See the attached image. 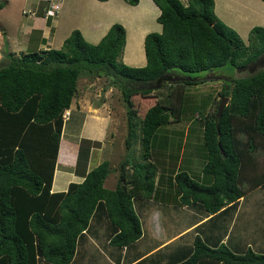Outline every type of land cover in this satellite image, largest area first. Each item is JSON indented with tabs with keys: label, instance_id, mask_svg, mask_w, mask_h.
Wrapping results in <instances>:
<instances>
[{
	"label": "trees",
	"instance_id": "1",
	"mask_svg": "<svg viewBox=\"0 0 264 264\" xmlns=\"http://www.w3.org/2000/svg\"><path fill=\"white\" fill-rule=\"evenodd\" d=\"M124 1L135 5L138 0ZM151 1L159 9L156 21L161 29L144 35L145 63L140 67L118 60L125 42L119 23L111 24L95 44L72 29L59 48L2 55L0 264H68L78 237L102 220L111 247L128 246L140 237L133 201L150 198L155 189L151 140L159 126L172 121L170 113L175 108L168 92L141 108L143 115L138 116L134 97L159 87L172 91L219 79L218 97L227 99L218 118L219 99L212 112L199 117L198 138L204 152L198 181L187 171H176L166 179L165 194L175 195L170 208L189 206L214 215L234 209L244 195L239 176L258 170L252 156L254 137L264 139V27L252 26L243 41L216 17L213 0ZM224 65L246 74L218 76L217 70ZM81 75L105 77L119 89L126 117V153L118 163L113 189L103 187L109 169L102 160L81 182H70L64 192L50 193L62 113ZM181 110L173 121H179ZM136 130L141 160L131 162L128 152ZM237 130L246 134L244 148ZM255 178L250 185L264 186V180ZM177 252L183 257L172 258L169 264H264V253H233L218 241L211 245L198 235Z\"/></svg>",
	"mask_w": 264,
	"mask_h": 264
},
{
	"label": "crops",
	"instance_id": "2",
	"mask_svg": "<svg viewBox=\"0 0 264 264\" xmlns=\"http://www.w3.org/2000/svg\"><path fill=\"white\" fill-rule=\"evenodd\" d=\"M81 1L84 0H73L69 7H65V1L61 0V6L57 15L53 18L52 24L46 20L44 23L42 22V26L38 33L41 41L36 45L35 51L60 47L64 38L67 37V33L63 32V30L67 28V21H64L65 16L70 21V25L68 26L69 30L77 29L82 37L92 44L97 43L106 33L108 27L117 21L125 30V42L120 55L122 60L120 59L121 57L118 60L128 66L140 67L144 65L143 38L144 35L149 32L150 27H153L148 19H155V22L158 23L156 21V17L159 13L157 6L151 0H138L135 5L127 4L124 0V5L121 4L122 0L112 5L110 2H115L114 0H87L85 5L88 11H85L86 13L84 14L80 5ZM22 3L23 5L21 8H28V6L32 7L35 5L34 0H23ZM89 6L93 8L92 13L90 12ZM213 12L218 19L227 24L228 27H231L235 32L237 29H240L244 30L246 34L252 26L264 27V3H262L261 0H213ZM99 13L101 14L99 15ZM36 21V18L34 19L33 17L24 15V21L19 22L17 29V33H20L24 38L19 35L16 41L13 38L9 39V41L15 42V46L17 44L28 46L30 40L29 32L33 30ZM156 30L160 31L157 24ZM0 31L2 30L0 29ZM244 33L239 34L243 37ZM17 36L16 34V37ZM25 37H28V39ZM11 47L13 49L12 44ZM12 49L9 50V53H12L14 56H19L16 55V52ZM1 57L0 55V59ZM84 100V98L82 99L80 97L75 101V110H77L78 114L83 113L80 111H84L82 115H78L80 118L76 127L71 128L69 126L64 131L63 120L49 188L50 193L64 192L70 182H81L85 173L99 163L102 144L94 145L92 143H102L103 139L107 140L105 139L107 134L106 130L107 127H109L111 118L105 113V108L103 106L105 104L104 100H102L101 103V110L104 112L100 109L97 111L99 108L98 105L92 108L85 107L88 105H85ZM72 106L70 102L69 107L65 109V111L68 112L65 121L68 120L71 114L70 108ZM79 106L80 108H78ZM83 108L85 109L83 110ZM83 139L89 141L90 145L87 147V154L84 162L80 165L78 158L80 143ZM109 139L108 143L110 144L112 143V134L109 136ZM94 148H97V152L95 154V159H92ZM93 160H95V163L91 165V161ZM108 163L107 161V168L109 167ZM175 167L179 168V165L176 163ZM174 172L176 171H171V174ZM160 177L158 170H156V175L154 177L155 189L150 198L133 201V209L139 220L141 230L140 237L136 241L123 247L109 246L107 243V235L105 234L106 221L102 220L94 224V226L90 225L89 229L78 237L74 255L68 264H92V262L95 261L93 260V255L101 252L99 249L102 248L104 253H106L104 260L108 264H134L142 258L139 264H169L170 259L177 256L178 258L183 257L181 253H175V251L179 250V247L182 248L183 246L191 244L195 235H198L205 242L208 241V244L211 245L218 241L219 244L225 245L233 253H244L246 250L255 253H264V227H260V246L258 245L256 248L253 247V243L250 241L251 238L241 244V239H243L242 234L251 224L250 221L261 216V214L259 216H254L251 213L250 208L254 207V203L252 202V198L249 199L247 196L259 191L264 187L263 185H249L247 188L242 189L240 183L239 185L244 191V195L235 202L236 205L234 209H228L224 211V213L207 215L202 211H196L193 207L176 206L175 209H179V211L177 210L176 214H174L175 216L172 217L175 220L171 224H177V226L169 227L170 223L168 224L167 222L164 227L159 225V219L163 213L160 214L154 206L158 205L155 193L159 191L160 197L165 194V186H162ZM251 178H253V176H251ZM259 180H264V178H260ZM115 183L110 188H106L104 185L103 187L106 189H113ZM228 205L221 208V210L224 208L227 209ZM185 208L193 209V212H196L195 215L190 212L192 221L187 223L180 221V218H178L180 216L179 213H183L185 216L189 214L186 212ZM182 217L184 218V215ZM209 218L211 219L208 220ZM163 219L165 221V217ZM149 224L153 225L155 234L150 230ZM159 227L163 229L162 236L159 234ZM146 236H148L150 240L152 238L153 243L148 242L149 245H147L144 242ZM97 240L99 243L96 242V244L95 241ZM139 242H142L144 246L138 244ZM252 247L253 249H251ZM86 248H88V251L85 253ZM153 255L156 256L152 258ZM96 262L97 261H95V264ZM38 264L40 263L38 262Z\"/></svg>",
	"mask_w": 264,
	"mask_h": 264
},
{
	"label": "rangeland",
	"instance_id": "3",
	"mask_svg": "<svg viewBox=\"0 0 264 264\" xmlns=\"http://www.w3.org/2000/svg\"><path fill=\"white\" fill-rule=\"evenodd\" d=\"M23 0H0L1 10H0V55L2 56L4 53L6 54L9 52L10 49H12L11 44L13 45V51L16 52V55H20L21 53H25L28 51H35L36 45L38 44L41 39L39 38V31L42 26V22H45V19L42 17V15H39V11H42V2L40 0H34L35 5L34 6H28L29 10L31 11L35 9V16L27 15L28 17L36 18V24L33 26V30L29 32V42L28 46H23L21 44L14 45L15 42L9 41V39H18L19 35L24 38L20 33H17L18 25L20 21H24V15L21 13V8L23 3ZM64 6L69 7L72 4L73 0H64ZM96 1V0H95ZM115 2H110L111 5L113 3H117V1L121 0H114ZM87 0L81 1V8L83 13L85 14V11H88L87 6L85 3ZM124 1H121V4L124 5ZM183 4H185V0H181ZM59 8L61 6V0H58ZM90 8V12H93V8ZM59 11V10H58ZM101 13H99L100 15ZM57 15V14H55ZM105 16V14H104ZM55 17V16H54ZM52 19V20H51ZM109 19V18H108ZM150 20V24L153 25V27L149 29V32H159L156 30V24L159 27L160 25L155 22V19H148ZM64 21H67V28L63 30L64 33L68 34L70 33V30L68 26L70 25V21L67 19V17H64ZM115 21V20H114ZM50 24L53 22V18L51 17L49 20ZM118 23L117 21H115ZM223 22V21H222ZM224 23V22H223ZM225 24V23H224ZM64 25V24H63ZM227 25V24H226ZM228 26V25H227ZM231 28V27H230ZM18 35L16 37V34ZM236 33L239 35V37L246 41L247 38V32L244 33V30L237 29ZM244 33V36L241 37L240 34ZM28 39V37H25ZM121 57V56H120ZM126 58V57H125ZM122 60V57L120 58ZM127 62V60L125 59ZM246 74L245 71H239L238 69H233L232 67L228 65H224L223 67L219 68L217 70L218 76H228V77H238L243 76ZM219 78V77H218ZM221 80L215 79L212 81H206L203 83H199L196 85H184L182 88L177 87L173 88L172 91H168L164 87H159L155 90H152L151 92L145 94L144 96H138L134 97L136 104L138 106V116H142L143 113L141 108L145 107L150 101H153L155 98H164L165 95L169 94V101L171 104V108L174 107V111L170 113L172 117V121L168 124H163L159 126L155 132L154 136H152L151 145H150V158L149 161L155 165L156 170H158V174L160 177V182H162V186H165L166 179L171 175V171H187L191 177L194 178L196 176V179L200 178V171H199V165L202 159V153L204 152L203 147L201 145V138H198V135L201 131V123L202 120L199 118L201 115H205L207 113H210L214 110L216 101L219 99L218 92L221 87ZM75 95L71 99V105H73L70 108L71 114L68 118V120H64L63 128L64 131L70 126L71 128L76 127V124L79 121L80 116L84 113V111H80L83 113L78 114L77 110H75V101L77 98H84L85 107H95L99 106L97 111L99 109L101 110L102 106V100L105 101V104L103 105L105 108V113L109 115V118H111L109 122V127H107V134L105 139L102 141V143H92L94 145L102 144V147L100 148V159L99 162L102 160L108 161V168H109V174L107 175L103 185L106 188H110L114 185L116 174H117V167L118 163L123 157V155L126 153L123 147V138L126 134V117H125V108L122 102L120 91L117 87L111 86L108 83V79L105 77H96V76H85L81 75L77 81H76V87H75ZM227 101V99H226ZM101 104V105H100ZM135 105V104H134ZM80 108V106L78 107ZM140 108V109H139ZM179 108H182L181 114L179 117V121L175 122L174 117L175 113L179 110ZM85 108H83L84 110ZM104 112L103 110H101ZM112 134V143L109 142V136ZM237 139L240 140V145H242L245 140L247 139L246 134L240 130H237L235 132ZM254 140L256 141L255 146L256 150L252 154L253 160L257 165L258 170L255 172H246L242 173L240 178V183L242 189L247 188L251 184V176H255L256 178H264V139H260V137H254ZM90 143L89 141H86V139H83L80 143V151H79V164L82 165L84 162V159L87 154V147H89ZM97 147V146H95ZM104 147V148H103ZM244 148V144L242 146ZM97 148H94V153L92 154V159H95V154ZM200 152V153H199ZM131 162L132 161H140V154H141V147L139 143V130H136V138L133 140L132 145L130 146V150L128 152ZM104 158V159H101ZM189 158V159H185ZM187 163H186V162ZM190 161V163H189ZM95 163V160L91 161V165ZM179 165L178 167H175V164ZM192 164V165H191ZM191 165V166H190ZM92 167V166H91ZM263 168V169H262ZM170 178V177H169ZM165 193V192H164ZM173 196L175 195H166L164 194L162 197H160L159 191L155 193L156 201L158 202V205H154L157 211L160 212V214L163 213L161 218L159 219V225L165 227V223H170L169 227H176L177 224H171L174 222V217L179 209H174L173 207L170 208L174 203ZM247 198H252V202L254 203V207L250 208L251 213L254 216H259L255 220L250 221L249 227L245 230V232L242 234L243 239H241V244L244 243L247 240H250L253 243V247H257L261 241L260 235V227H264V187L261 188L259 191H256L255 193H252V195L247 196ZM166 200V201H165ZM145 202V201H144ZM187 214L179 213V220L183 221L185 223L192 221L191 214L196 212H193V209L185 208ZM181 212V211H180ZM190 212H192L190 214ZM184 215V218L182 217ZM193 215V216H194ZM252 215V216H253ZM251 216V217H252ZM165 217V221L164 218ZM158 224V222H157ZM156 224V225H157ZM173 225V226H172ZM150 230L155 234L153 225L149 224ZM163 229L159 227V234L162 236ZM170 230V229H169ZM149 232V230H148ZM106 234V232H105ZM260 238V240H259ZM99 243L98 240L95 241V243ZM147 245L149 243H153V239L146 236L145 241ZM96 243V244H97ZM138 244H144L142 242H139ZM260 246V245H259ZM253 247L251 249H253ZM103 249V248H102ZM102 249H99L101 252L95 253L93 255V260L97 261L96 264H108L104 258L106 257V253ZM245 250V249H244ZM88 251V248L85 249V253ZM131 252V251H130ZM89 256V254H88ZM156 255H153L152 258H154ZM95 261L92 262V264H95ZM40 264H44L43 262H40Z\"/></svg>",
	"mask_w": 264,
	"mask_h": 264
},
{
	"label": "built area",
	"instance_id": "4",
	"mask_svg": "<svg viewBox=\"0 0 264 264\" xmlns=\"http://www.w3.org/2000/svg\"><path fill=\"white\" fill-rule=\"evenodd\" d=\"M43 4H42V17L46 20L52 17L54 18V16H56L55 14H57L58 10H59V5H58V0H40ZM35 9H33L31 11V9L29 10V8L26 9H22L21 13L23 15H31V16H35ZM68 115V112H66L65 110L62 113V119L65 120L66 117Z\"/></svg>",
	"mask_w": 264,
	"mask_h": 264
},
{
	"label": "water",
	"instance_id": "5",
	"mask_svg": "<svg viewBox=\"0 0 264 264\" xmlns=\"http://www.w3.org/2000/svg\"><path fill=\"white\" fill-rule=\"evenodd\" d=\"M225 104H226V98L225 97H221L219 99V102H218V105H217V108H216V113H215L217 118L219 117V115H220V113H221V111H222V109H223Z\"/></svg>",
	"mask_w": 264,
	"mask_h": 264
}]
</instances>
